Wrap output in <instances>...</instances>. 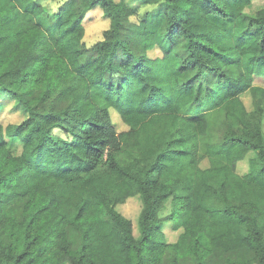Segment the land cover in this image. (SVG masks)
I'll use <instances>...</instances> for the list:
<instances>
[{
  "label": "trees",
  "instance_id": "obj_1",
  "mask_svg": "<svg viewBox=\"0 0 264 264\" xmlns=\"http://www.w3.org/2000/svg\"><path fill=\"white\" fill-rule=\"evenodd\" d=\"M53 1L0 0V90L28 113L0 122V264H264V83L253 82L264 79V6L141 0L158 3L169 44L151 57L160 41L138 7ZM96 6L109 27L88 47L82 21ZM205 100L223 125L202 144L207 118L183 110ZM134 195L138 236L115 209ZM170 196L174 242L158 227ZM18 198L20 217L6 215Z\"/></svg>",
  "mask_w": 264,
  "mask_h": 264
},
{
  "label": "rangeland",
  "instance_id": "obj_2",
  "mask_svg": "<svg viewBox=\"0 0 264 264\" xmlns=\"http://www.w3.org/2000/svg\"><path fill=\"white\" fill-rule=\"evenodd\" d=\"M63 0H54L52 7L56 9ZM131 7H138V16H145L148 20L150 27L156 32L157 38L160 44L148 51L149 56H161L163 51L168 49V43L163 36L164 30V18L161 15V8H158L156 1L147 3L141 6V0H124ZM155 3V4H153ZM157 3V4H156ZM264 6V0H253L252 6L249 11H255L256 9ZM214 20L219 23H225L214 17ZM84 37L83 41L86 46L90 47L98 40L102 39L104 31L109 27V18L103 14L102 9L99 6L86 12L83 18ZM254 83L263 84L264 79L254 77ZM241 98L247 109H252L251 97L248 93L241 95ZM186 114H201L207 118L208 126L207 132L200 143L204 141H215L220 136L221 127L223 125V112L219 107H214L210 104L209 100H205L200 104L191 105L183 110ZM109 114L113 125L117 131L126 129L127 126L121 121L119 114L112 108L109 109ZM28 113L19 103L18 100L10 94L0 90V122L2 125L8 123H20L27 118ZM262 129L264 133V117L262 120ZM8 146L13 153H18L21 148V143L18 139H7ZM254 156V151H249L244 159L237 163V171L245 173L249 170L248 160ZM209 161L205 160L202 166H208ZM23 199L18 198L4 206L3 212L6 215L20 217ZM180 202L174 200L172 196L162 201L158 206V227L164 233V238L167 242H174L180 232V229L172 228V219L169 217L172 214L177 213ZM143 203L139 195L128 197L124 202L115 205V209L129 219L133 226V233L135 236L139 235L138 218L142 210ZM202 243L208 246V240L203 237ZM68 264V263H63Z\"/></svg>",
  "mask_w": 264,
  "mask_h": 264
}]
</instances>
